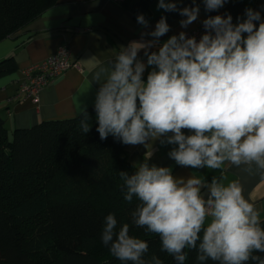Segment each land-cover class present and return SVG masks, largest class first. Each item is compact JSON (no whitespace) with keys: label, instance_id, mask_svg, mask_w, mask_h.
Segmentation results:
<instances>
[{"label":"clouds","instance_id":"clouds-1","mask_svg":"<svg viewBox=\"0 0 264 264\" xmlns=\"http://www.w3.org/2000/svg\"><path fill=\"white\" fill-rule=\"evenodd\" d=\"M227 2L203 0L206 12ZM157 8L178 12L185 29L200 13L196 0L183 8L158 0ZM244 15L236 23L230 14L208 16L199 40L181 31L164 42L160 38L170 26L161 16L139 41L121 46L115 60L92 77L100 85L94 103L100 139L112 135L125 145L159 140L173 146L168 156L181 167L243 166L264 175V19L251 8ZM136 19L149 29L143 14ZM82 128L88 133L91 127L82 123ZM120 175L124 201H135L133 224L158 235L161 251L176 264H185L186 250L197 251L200 264H264L260 212L245 198L239 180L178 178L170 167L148 162ZM100 237L119 261L145 264L148 243L130 235L128 223L118 227L115 214L104 218ZM151 264L162 261L153 256Z\"/></svg>","mask_w":264,"mask_h":264},{"label":"trees","instance_id":"trees-1","mask_svg":"<svg viewBox=\"0 0 264 264\" xmlns=\"http://www.w3.org/2000/svg\"><path fill=\"white\" fill-rule=\"evenodd\" d=\"M54 2L0 0V40ZM15 68L12 57L0 60V76ZM82 123L91 127L88 133ZM97 127L94 107L10 133L0 116V264H131L113 257L101 242L109 213L118 227L128 223L130 235L148 243L145 264L153 256L176 264L161 251L158 235L133 224L135 201H124L120 174L131 175L137 167L128 161L126 145L112 135L101 140ZM186 251L185 264H200L197 251Z\"/></svg>","mask_w":264,"mask_h":264},{"label":"crops","instance_id":"crops-1","mask_svg":"<svg viewBox=\"0 0 264 264\" xmlns=\"http://www.w3.org/2000/svg\"><path fill=\"white\" fill-rule=\"evenodd\" d=\"M144 1L55 0L34 20L0 40V60L12 57L16 67L14 71L0 76V116L6 130L10 133L13 129L28 128L45 120L71 118L88 107H94L100 86L92 79L95 71L113 62L121 46L139 41L142 32L153 30L161 16L167 18L170 26V31L160 38L161 42L201 25L208 16L230 14L233 23H236L238 17L245 18V9L251 8L259 11L264 19V0H228L222 8L213 12H206L203 0H196L200 7L198 19L185 29L179 23L184 17L178 12L158 10V0H147V6H144ZM173 2L178 8L193 6V0ZM135 14H145L149 29L137 23ZM63 44H67L70 59L79 64L81 71L75 67L66 70L39 93L36 103L28 98L11 101L19 86L26 81L24 70L54 54ZM140 58L146 61L143 52ZM150 70H145V80ZM172 147L161 145L156 140L147 145H126L125 152L128 161L137 168L140 163L148 162L150 165L170 167L178 178H188L193 174L209 183L213 177L219 179L222 176L225 183L239 180L245 198L256 205L261 219L264 218V175L259 171L254 168L252 173H248L243 166L237 168L231 165H225L220 170L181 167L168 156Z\"/></svg>","mask_w":264,"mask_h":264},{"label":"built area","instance_id":"built-area-1","mask_svg":"<svg viewBox=\"0 0 264 264\" xmlns=\"http://www.w3.org/2000/svg\"><path fill=\"white\" fill-rule=\"evenodd\" d=\"M112 1L123 3L126 0ZM256 23L258 26L259 22ZM204 31L205 29L201 24L184 32H186L188 36H195L197 40H199ZM71 67H75L81 71L79 64L70 59V50L67 44H63L54 54L24 70L26 81L19 86L16 96H14L11 101L28 98L36 103L39 99V93Z\"/></svg>","mask_w":264,"mask_h":264}]
</instances>
